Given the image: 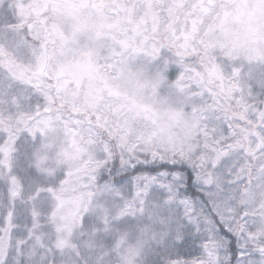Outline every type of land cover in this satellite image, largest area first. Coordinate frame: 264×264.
<instances>
[{
  "label": "snow or ice",
  "instance_id": "obj_1",
  "mask_svg": "<svg viewBox=\"0 0 264 264\" xmlns=\"http://www.w3.org/2000/svg\"><path fill=\"white\" fill-rule=\"evenodd\" d=\"M0 264H264V0H0Z\"/></svg>",
  "mask_w": 264,
  "mask_h": 264
}]
</instances>
